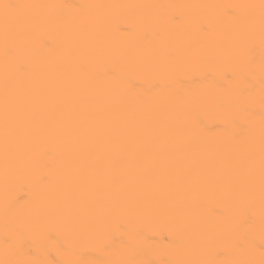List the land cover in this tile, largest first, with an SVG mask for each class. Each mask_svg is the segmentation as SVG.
Wrapping results in <instances>:
<instances>
[{"label":"bare ground","instance_id":"obj_1","mask_svg":"<svg viewBox=\"0 0 264 264\" xmlns=\"http://www.w3.org/2000/svg\"><path fill=\"white\" fill-rule=\"evenodd\" d=\"M0 264H264V0H0Z\"/></svg>","mask_w":264,"mask_h":264},{"label":"snow or ice","instance_id":"obj_2","mask_svg":"<svg viewBox=\"0 0 264 264\" xmlns=\"http://www.w3.org/2000/svg\"><path fill=\"white\" fill-rule=\"evenodd\" d=\"M15 7H16L15 5H6V4H4V5H3L4 14H5V15H8V14H9V9H11V8H15Z\"/></svg>","mask_w":264,"mask_h":264}]
</instances>
